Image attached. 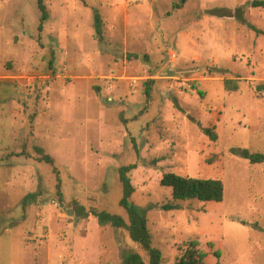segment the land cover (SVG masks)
<instances>
[{
  "label": "rangeland",
  "instance_id": "1",
  "mask_svg": "<svg viewBox=\"0 0 264 264\" xmlns=\"http://www.w3.org/2000/svg\"><path fill=\"white\" fill-rule=\"evenodd\" d=\"M177 1L44 0L40 31L38 0H0V264H126L130 251L149 264L126 229L73 212L76 200L128 221L119 169L129 164L162 264L188 240L205 264H264V159L233 152L264 157V8ZM37 148L55 160L62 203ZM169 172L221 179L223 201L174 200L161 184Z\"/></svg>",
  "mask_w": 264,
  "mask_h": 264
},
{
  "label": "trees",
  "instance_id": "2",
  "mask_svg": "<svg viewBox=\"0 0 264 264\" xmlns=\"http://www.w3.org/2000/svg\"><path fill=\"white\" fill-rule=\"evenodd\" d=\"M189 0H178L175 3L177 9L184 8ZM251 6L255 8H264V0H254ZM38 7L41 11V22L39 30L42 31L45 22L49 18L48 10L44 0H38ZM243 22H246L243 17L242 10L235 14ZM253 29L258 33H263L255 26ZM95 30L100 41H103V18L99 11L95 14ZM138 59L139 55H134ZM237 80H226V87L231 91H237L239 86ZM147 95L150 96V90H147ZM205 133L210 136L212 140H217L218 136L211 128H205ZM38 153L41 155L39 158L42 162L52 165L57 178V189L59 200L64 201L62 192V178L60 172L55 166V160L50 154H46L42 148H37ZM235 154H240L247 158L251 163H260L264 157L260 153H252L249 149H233ZM137 168V164H129L120 167V181L122 184L123 195L120 200V205L124 207L128 213V221L121 215L113 214L105 210L92 209L88 211L86 207L78 201H73V212L80 218H88L93 214L100 226H112L115 228H124L128 231L131 240L139 244L149 254V264H162L163 254L160 249L153 246V236L148 226V217L135 203L131 201L132 196L136 192V188L130 177V173ZM161 184L166 187H171L173 191V198L176 201L198 199L203 202H221L224 199L225 186L221 179H199L189 176H182L174 172L166 173ZM41 196L40 192H32L27 194L21 205L25 209L30 203L35 202ZM165 210L180 209L179 203H170L163 206ZM178 255L173 264H205L206 253L201 248V243L197 240H188L178 248ZM126 264H144V260L139 253L130 251L127 252L124 259Z\"/></svg>",
  "mask_w": 264,
  "mask_h": 264
}]
</instances>
